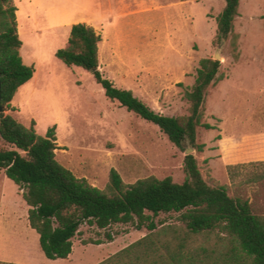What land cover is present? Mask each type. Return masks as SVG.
Returning <instances> with one entry per match:
<instances>
[{"label":"rangeland","instance_id":"rangeland-1","mask_svg":"<svg viewBox=\"0 0 264 264\" xmlns=\"http://www.w3.org/2000/svg\"><path fill=\"white\" fill-rule=\"evenodd\" d=\"M14 1L20 52L35 72L15 94L14 108L4 113L26 126L35 121L41 135L55 125L58 161L99 188L107 185L112 168L126 183L151 175L183 182L191 145L178 147L158 125L107 97L92 72L56 56L72 25L84 22L100 34L99 69L106 77L170 116L189 113L184 94L200 60L220 52L224 78L210 86L203 117L214 128L198 129V143L205 147L190 153L208 182L228 185L230 195L249 200L255 213L264 214V177L255 175L264 174V164L251 163L264 161V0H240L234 22L238 57L231 39L216 38L225 0ZM229 164H246L235 181ZM28 211L22 190L0 169V261L97 264L148 232L132 224L98 228L85 222L69 257L50 259ZM157 219L179 223L176 215ZM26 237L29 243L22 241Z\"/></svg>","mask_w":264,"mask_h":264},{"label":"trees","instance_id":"trees-1","mask_svg":"<svg viewBox=\"0 0 264 264\" xmlns=\"http://www.w3.org/2000/svg\"><path fill=\"white\" fill-rule=\"evenodd\" d=\"M239 6L240 0H225L216 18L217 41L231 39L236 57L234 22ZM17 10L14 0H0V79L5 109L14 108L15 94L35 72L34 65L26 64L20 52L23 42ZM100 41L93 26L75 23L56 56L68 66L92 72L107 97L158 125L178 147L185 149L184 143H188L202 151L205 144L198 143V129L214 128L203 122V117L210 86L224 78L221 61L200 60L195 82L184 94L189 113L170 116L151 108L132 90L117 87L102 73ZM35 125L32 121L26 126L11 114L0 113V169L22 190L29 206V224L39 234L46 257L68 258L73 239L85 222L98 228L122 223L148 232L97 264H264V214L255 213L249 200L230 195L228 185L208 182L193 153L185 155L183 182H176L172 176L151 175L126 183L112 168L107 185L99 188L58 161L55 125L45 135L39 134ZM251 163L263 165L264 161ZM244 165L227 166L231 181ZM163 213L176 215L179 223L158 220Z\"/></svg>","mask_w":264,"mask_h":264},{"label":"water","instance_id":"water-1","mask_svg":"<svg viewBox=\"0 0 264 264\" xmlns=\"http://www.w3.org/2000/svg\"><path fill=\"white\" fill-rule=\"evenodd\" d=\"M214 57H215L216 60H220V58H221L220 52H217ZM0 76H1V73H0ZM4 111H5V108L2 105V92H1V79H0V113L4 112ZM192 149H194V148L193 147H188L187 150H186V154H189L190 150H192Z\"/></svg>","mask_w":264,"mask_h":264},{"label":"crops","instance_id":"crops-1","mask_svg":"<svg viewBox=\"0 0 264 264\" xmlns=\"http://www.w3.org/2000/svg\"><path fill=\"white\" fill-rule=\"evenodd\" d=\"M17 11H18V10H17ZM19 35H21V34H20V31H19ZM22 241H23V242H28V241H29V238L26 237V238L23 239ZM28 243H29V242H28ZM25 261L28 262L26 259H25ZM16 263H18V262H16ZM18 264H31V263H18Z\"/></svg>","mask_w":264,"mask_h":264}]
</instances>
